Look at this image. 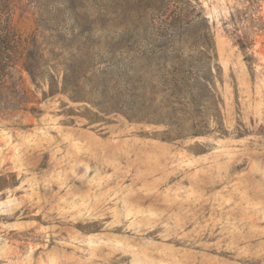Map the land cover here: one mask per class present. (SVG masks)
Returning a JSON list of instances; mask_svg holds the SVG:
<instances>
[{"label": "rangeland", "instance_id": "rangeland-1", "mask_svg": "<svg viewBox=\"0 0 264 264\" xmlns=\"http://www.w3.org/2000/svg\"><path fill=\"white\" fill-rule=\"evenodd\" d=\"M28 1L14 16L24 34L39 9L62 13ZM175 3L192 16L177 45L207 61L204 113L222 123L182 137L133 116L171 75L163 59L117 52L132 30L69 21L48 31L59 77L80 53L54 43H98L101 62L86 101L19 67L0 88V264H264V0ZM93 7L79 15L128 17Z\"/></svg>", "mask_w": 264, "mask_h": 264}, {"label": "trees", "instance_id": "trees-1", "mask_svg": "<svg viewBox=\"0 0 264 264\" xmlns=\"http://www.w3.org/2000/svg\"><path fill=\"white\" fill-rule=\"evenodd\" d=\"M35 1L46 11L52 9V11H61L62 13L56 17L49 15L44 18V14L40 12L41 9L38 6L39 21L35 20L36 28L24 34L17 27L14 18L15 12L23 0H0V88L9 82L11 73L17 71V67H19L25 70L32 79H41L43 77L41 73L47 72L51 83V94L61 90L67 92L73 100L86 101L88 99L86 94H90V91H86L85 88L91 85L92 78L97 75L99 70L97 65L101 61L95 57V50L101 45L80 40L68 47L54 43L53 49L60 48L63 52L70 48L80 53L77 54L79 57L71 64L61 63L63 66L62 76L59 77L55 73L57 66L50 65V61L52 63L56 61L57 55L50 49L45 52L47 48L43 46L45 33L48 31L52 33L63 23L67 24L69 21L76 25H81L83 21H86L91 28L95 24L105 23L123 31L132 30L134 32L133 36L129 37L131 43L120 44L117 46V52L125 55L134 54L140 59H163V63L159 66L162 71L171 75L170 79H164V82H170L159 94H155V98L149 99L148 102L144 99L143 107L146 111L143 116L133 115L135 118L155 119L164 122L171 128V131L182 137L202 134L204 122L206 123L210 117H215L219 123H222L218 112L214 115L204 113L205 89L210 88L211 81L201 75V71L207 68V61L195 59L192 52L177 45L179 44L177 37L181 36L182 30L190 25L192 16H184L181 10H177L176 0ZM110 4L116 6L115 11L122 8L128 17L106 19L79 15L87 9L94 8L93 6L100 12L108 11ZM64 10H70L71 16L62 15ZM93 30L96 28L93 27ZM242 43L241 40L238 41L240 47H242ZM167 53H172V55L166 56ZM92 92H94V88H92ZM137 96L139 99H143L142 95L137 94ZM209 96L213 98L211 92ZM154 103L157 105L152 109L151 105ZM213 103L216 105L214 99ZM191 106L196 108L190 109Z\"/></svg>", "mask_w": 264, "mask_h": 264}]
</instances>
